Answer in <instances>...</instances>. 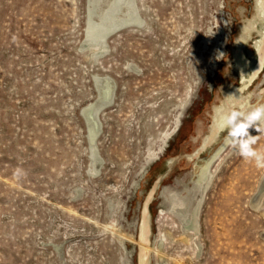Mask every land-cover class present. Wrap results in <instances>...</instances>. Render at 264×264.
Listing matches in <instances>:
<instances>
[{
	"label": "rangeland",
	"instance_id": "rangeland-1",
	"mask_svg": "<svg viewBox=\"0 0 264 264\" xmlns=\"http://www.w3.org/2000/svg\"><path fill=\"white\" fill-rule=\"evenodd\" d=\"M136 1L144 25L115 31L97 56L88 0H0V264H140L145 212L149 247L163 253L150 264H264V196L253 204L264 126L251 117L211 165L198 231L168 198L186 187L193 197L199 165L229 133L187 158L240 84L234 43L255 0ZM99 76L115 88L97 116L95 168L87 116ZM247 93L240 116L264 104V60Z\"/></svg>",
	"mask_w": 264,
	"mask_h": 264
},
{
	"label": "bare ground",
	"instance_id": "bare-ground-1",
	"mask_svg": "<svg viewBox=\"0 0 264 264\" xmlns=\"http://www.w3.org/2000/svg\"><path fill=\"white\" fill-rule=\"evenodd\" d=\"M101 1L102 0H88L89 7L87 10V23L85 26V44L90 46L97 56L102 53L103 49L108 47V45H106V40L109 35L121 28L131 25L142 27L145 22L140 15L139 6L136 0H111L105 8L99 11L98 9ZM96 16H98L97 19L95 18ZM255 22L258 23V27H255ZM253 31H256L258 34V39L254 41V54L251 56V58H248L244 53L243 47L247 40L251 37ZM232 58L233 67L239 75L240 84L238 86L226 88L224 92V99H222L221 104L214 106V114L208 133L204 135L199 148L195 150L194 153L188 155L187 158L190 160L193 158V156H197L199 152L207 148L212 142L216 140L222 130L228 129L229 133L225 138H223V142L220 144L221 146L219 145L217 149L213 151L211 157H208L203 161L202 164L199 165L197 178L194 180V186H192L193 197L191 198L189 194V191H191L190 187H186L183 192L174 191L168 194V198L177 204L175 207L173 206L171 211L183 223L186 232H195L196 230H199L200 205L213 177L211 165L214 163L226 145L238 137L243 128L247 126L245 122L247 121L248 117L252 118L251 121L255 127L264 126V104L256 111L240 116V114L250 105V94H244V90L255 79L263 66L264 0H255V14L253 19L247 20L246 24L240 27V32L234 43ZM94 78L95 85L98 89V98L95 104L93 106L91 105L92 107L90 108L89 115H86L88 112L85 115L88 118V127L92 131V137L89 135L91 137L89 139H92L90 154L92 156L94 166L97 168L100 163V158L98 157L99 154L97 155L98 151L95 148V142H93L99 130L97 116L101 108L112 101L115 87L114 81L107 82L108 78L106 81L100 78V76ZM87 107H89V105ZM234 107H237L238 111L229 114ZM245 118L247 119L245 120ZM170 166L171 162H169V167ZM158 182L156 183V186L158 185ZM256 190L257 191L255 192L257 193L253 197V204L257 207L264 196V173ZM150 235V214L145 212L144 218L140 225V264H150V251L156 252L160 249V246L156 248V245L149 247ZM159 253L160 255H163L162 250H159Z\"/></svg>",
	"mask_w": 264,
	"mask_h": 264
},
{
	"label": "water",
	"instance_id": "water-1",
	"mask_svg": "<svg viewBox=\"0 0 264 264\" xmlns=\"http://www.w3.org/2000/svg\"><path fill=\"white\" fill-rule=\"evenodd\" d=\"M256 195V194H255Z\"/></svg>",
	"mask_w": 264,
	"mask_h": 264
}]
</instances>
